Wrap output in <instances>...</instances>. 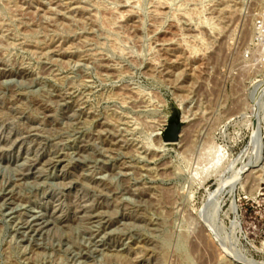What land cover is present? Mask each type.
<instances>
[{
  "label": "rangeland",
  "instance_id": "1",
  "mask_svg": "<svg viewBox=\"0 0 264 264\" xmlns=\"http://www.w3.org/2000/svg\"><path fill=\"white\" fill-rule=\"evenodd\" d=\"M257 21L264 0H0V264H263Z\"/></svg>",
  "mask_w": 264,
  "mask_h": 264
},
{
  "label": "water",
  "instance_id": "2",
  "mask_svg": "<svg viewBox=\"0 0 264 264\" xmlns=\"http://www.w3.org/2000/svg\"><path fill=\"white\" fill-rule=\"evenodd\" d=\"M182 121L177 112H175L168 120L167 126L162 133V143L169 144L178 140L180 125Z\"/></svg>",
  "mask_w": 264,
  "mask_h": 264
},
{
  "label": "built area",
  "instance_id": "3",
  "mask_svg": "<svg viewBox=\"0 0 264 264\" xmlns=\"http://www.w3.org/2000/svg\"><path fill=\"white\" fill-rule=\"evenodd\" d=\"M255 28L257 30V44L260 47V56L261 59L264 61V23L261 21H257L255 24Z\"/></svg>",
  "mask_w": 264,
  "mask_h": 264
},
{
  "label": "bare ground",
  "instance_id": "4",
  "mask_svg": "<svg viewBox=\"0 0 264 264\" xmlns=\"http://www.w3.org/2000/svg\"><path fill=\"white\" fill-rule=\"evenodd\" d=\"M259 84H260V83H258V85H259ZM257 87H258V86H257V84H256V90H257ZM254 89H255V88H254ZM255 92H256V91H255ZM241 172H242V171H241ZM241 260H242V259H241ZM249 261H250V260H249ZM254 263H255V261H254ZM257 263H258V262H257ZM263 264H264V263H263Z\"/></svg>",
  "mask_w": 264,
  "mask_h": 264
}]
</instances>
